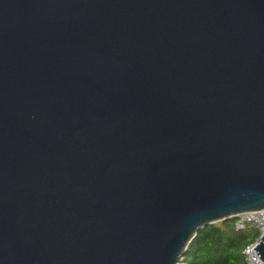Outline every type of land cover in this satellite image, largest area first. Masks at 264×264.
<instances>
[{
	"label": "water",
	"instance_id": "95a60500",
	"mask_svg": "<svg viewBox=\"0 0 264 264\" xmlns=\"http://www.w3.org/2000/svg\"><path fill=\"white\" fill-rule=\"evenodd\" d=\"M262 209L264 0H0V264H182Z\"/></svg>",
	"mask_w": 264,
	"mask_h": 264
},
{
	"label": "trees",
	"instance_id": "16d2710c",
	"mask_svg": "<svg viewBox=\"0 0 264 264\" xmlns=\"http://www.w3.org/2000/svg\"><path fill=\"white\" fill-rule=\"evenodd\" d=\"M236 220L233 217L204 227L190 243L182 264H247L243 250L260 232L251 226L238 231Z\"/></svg>",
	"mask_w": 264,
	"mask_h": 264
},
{
	"label": "built area",
	"instance_id": "2783aa9c",
	"mask_svg": "<svg viewBox=\"0 0 264 264\" xmlns=\"http://www.w3.org/2000/svg\"><path fill=\"white\" fill-rule=\"evenodd\" d=\"M237 217L235 228L238 231L245 230L246 227L251 226L259 230V238L245 247L243 254L247 264H264L261 257L257 254L254 248L260 243L261 237L264 236V209L253 212H246Z\"/></svg>",
	"mask_w": 264,
	"mask_h": 264
}]
</instances>
